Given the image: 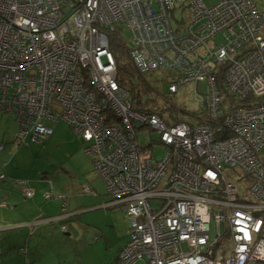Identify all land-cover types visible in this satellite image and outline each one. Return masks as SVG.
<instances>
[{
	"label": "built area",
	"instance_id": "obj_1",
	"mask_svg": "<svg viewBox=\"0 0 264 264\" xmlns=\"http://www.w3.org/2000/svg\"><path fill=\"white\" fill-rule=\"evenodd\" d=\"M112 2L0 0V108L15 115L22 138H44L52 133L44 122L63 119L94 140L84 150L132 221L117 264L264 262V11L255 0H123L129 9L107 13ZM176 10L185 12L179 25ZM119 30L130 32L136 69L164 71L169 94L193 83L199 101L195 85L205 82L208 111L221 122L168 124L133 110L108 37ZM216 80L247 103L224 113ZM148 128L161 156L139 141ZM232 167L251 176L243 191Z\"/></svg>",
	"mask_w": 264,
	"mask_h": 264
},
{
	"label": "rangeland",
	"instance_id": "obj_2",
	"mask_svg": "<svg viewBox=\"0 0 264 264\" xmlns=\"http://www.w3.org/2000/svg\"><path fill=\"white\" fill-rule=\"evenodd\" d=\"M205 1L207 4H212L217 0ZM255 1L259 10L264 11V0ZM124 36L128 42L130 32L124 31ZM217 39H222V36H219V38L217 36ZM193 88L194 84L191 83L187 87L180 89L176 94L171 95L172 100L176 101L177 104L185 105L190 110L205 109V101L201 100L202 102H197L194 99ZM198 88L200 92L209 93L205 82L200 83ZM47 104L56 108V101H50ZM54 112L55 109H53ZM48 121L54 132L48 141H43L42 143H31V141H28V145H20L19 149L11 153L8 152V149L11 151L12 147L15 148L14 135L17 133L18 126L15 115L10 111L0 108V143L5 141L4 138L9 139V148L2 152L0 159L7 154L8 161L9 159H12V162L21 161L27 168L21 173V180H25L26 178L30 184L34 182L33 180L39 179L40 176L47 177V185L43 186L46 190L43 193L51 190L50 193L52 194V198L48 199L49 201L43 199L39 201L40 195L36 194L38 189H35L33 191L34 194L28 198L31 199L34 196L32 200H22L21 205L26 207L29 206V203L38 200L39 204H44V209L53 207L51 213L59 212L62 215V212L66 209L65 205L68 197L67 208L69 211H73L72 217H69L71 215L68 214V252L60 253L61 257H53L54 261L60 264H117L122 252L121 250L123 249L120 250V248L127 239V232L128 234L132 232V221L131 219L128 220L125 208L117 205L119 201L118 197H114L113 200L106 204L103 203L105 197H108L105 188L107 191H113V188L111 189V185L107 181L104 184L101 179L102 174H99L100 177L95 174L90 154L85 153L83 143L76 135L78 134L76 129L74 130L72 125L63 119L57 122L52 121V119ZM23 134L25 133L23 132ZM139 136L142 143H148L151 141L150 139L157 140V134L150 131V129L141 131ZM151 144L153 145L152 150L155 157L161 156L160 153L163 151V146L157 144L155 141H151ZM90 149H94V147ZM95 150L101 151L103 149L98 146ZM0 170H3L2 167ZM14 183H8V181L3 183L0 181V202L5 192H7L4 190L6 187L12 193L17 190L18 185ZM22 193L23 190L20 192L21 198L28 197H23ZM179 208L181 207L179 206ZM30 212H21L19 214L21 218L18 217L19 215L5 218L1 212L0 223L15 221L18 218L26 219L31 216ZM206 215H209L208 212H206L205 217ZM153 220L157 221L158 219L154 217ZM11 225L13 224L5 223L1 227L4 228ZM7 231L13 232L10 229L4 232L7 233ZM147 233L149 232L147 231ZM141 235L144 237V232ZM59 236L60 239L63 238L62 235ZM60 241L50 239L49 248L53 249L52 246H59ZM44 245H48V243L45 242ZM254 264H264V262L260 261Z\"/></svg>",
	"mask_w": 264,
	"mask_h": 264
},
{
	"label": "trees",
	"instance_id": "obj_3",
	"mask_svg": "<svg viewBox=\"0 0 264 264\" xmlns=\"http://www.w3.org/2000/svg\"><path fill=\"white\" fill-rule=\"evenodd\" d=\"M208 5H211V4H208ZM184 13H185L184 11L176 10L170 16V18L173 20V24L179 25V24H181L182 21H185L184 20ZM219 36H221V35H219ZM219 36H218V38H219ZM108 37H109L110 47L113 50V53H114V56L116 59L117 79L120 82V84L122 85V87L125 90L129 91L130 98H131V106H132L133 110L158 114L168 124L183 121V122H188L191 125H194L195 122L196 123H200V122L204 123L205 122V123L211 124L213 126V125L217 124L218 122L219 123L221 122V118H222L221 115H218L214 118L212 116L211 112L208 111V104H207V101L205 100L207 93L200 92L199 88H198L199 84L202 82H198V84L195 85V89H196L197 94L200 95V99L202 98V101H205V105H206L205 109H203V110H190L188 107H186L183 104H177L176 101L172 100V97H171L172 93L169 94L167 91L168 85L166 82H167L168 76L166 75V73H164V71L161 70L160 71L161 73H160L159 71L152 70V71H149L146 73H140L136 69L135 65L133 64V62L129 56V51H128V48H127V45L125 42L124 33H122V31L121 32H119V31L109 32ZM216 82H217V85H218L217 87H218L219 91L224 95V99H225L224 102H226L225 104L227 105V107L229 106V109L227 107H226V109H224V113L230 114V112H229L230 110L235 111L236 107H240V106L245 105L247 103L246 100L238 99L237 96L235 94H233L224 84L219 85L218 80H216ZM174 94H176V93H174ZM203 97H205V98H203ZM202 101L199 100L197 102H202ZM225 111H227V112H225ZM150 131H152V130H150ZM219 131H220V129H219ZM52 132H53V129H52ZM155 133L157 134L156 138L158 139L159 134L157 132H155ZM51 134L44 137V138H40L37 141L32 140L30 134H27L24 138H21V139H23L22 142H24L25 145L29 144L28 141H31V143L32 142L42 143L43 141H48L49 140L48 138H49V136H51ZM76 135L82 141L84 149H85V147L87 146V143L85 142V140L83 139V137L81 135H78V134H76ZM217 136L223 137L224 135L220 134ZM150 140L156 141L155 139H150ZM139 141H140V139H139ZM151 141L148 143H143V144H149L150 145ZM0 150H2V149H0ZM89 156L91 157L92 162H94V157L91 155H89ZM10 168L12 169V171L14 170V172L12 174L17 175V177H20L21 173L25 169H27L26 166H24V164L21 161L20 162H11ZM229 169L230 170L236 169V167H232ZM6 176L7 175L5 174V172L0 171V181L4 180L6 178ZM229 178H231L234 181L239 179V181L241 183L243 182V186L240 189V191H243L244 188H246L248 186V184L251 180V176H249L246 173H242V172L240 173L237 171V169H236V176L230 175ZM14 179H16V178H14ZM17 179H20V178H17ZM43 179H45L44 181L46 183L47 177H44ZM24 181H27V179H25ZM103 182L105 184L104 180H103ZM34 190H35V188L28 190L31 192L30 195H27L26 194L27 191H26L25 195L23 194V197H27V196L28 197L27 198H21L18 202H16L15 205L16 206L21 205L22 200L23 201L32 200V198L34 196L31 199H28V198H30L29 196L34 194V192H33ZM105 191H106V194L108 195V197H105V201L103 202L104 204H106L112 200V197H111L110 193L106 190V188H105ZM219 195L220 194H217V196H219ZM60 197H61V195H60ZM42 198H43V200L47 199V201H49L48 199L52 198V194L50 193L49 197L47 196L45 198L44 194L42 192ZM0 203H2V205L4 207L9 206L8 201L6 199L1 200ZM39 205H41V204H39ZM108 207H112V206H108ZM63 208H64V206H63ZM0 213H1V211H0ZM68 214L71 215L73 213L68 210ZM2 215L4 216V214H2ZM11 217H13V215H10L8 218H11ZM14 217H16V216L14 215ZM69 217H72V215ZM31 218L32 217H29L27 220H28V222L32 223V222H35V220H37V219L41 220V219H46V218H51V217L41 216L40 218H34V219L33 218L31 219ZM18 220H19V218L16 221H18ZM68 221H69V218H68ZM52 222H54V220H52ZM20 223H23V222H20ZM0 224H5V223H0ZM12 224H14V222H12ZM60 227L62 230L67 229L66 224H61ZM18 229L21 230L23 234H25V236H26L25 241L28 240L29 238H34L33 236H35V233L32 234V232L30 231L31 228L29 226H25V227L18 228ZM13 232H15V230H13ZM4 233L5 234L8 233L7 235L10 234V232H8V231H7V233L6 232H4ZM9 236H11V234ZM129 238H130L129 234L127 232V239H126L124 245L122 246V248H124V246L127 244V242L129 241ZM15 239H17V238L16 237L12 238V240H15ZM50 239H52V238H50ZM17 241L18 240L14 241V243H16ZM42 242H48V245H44L45 247L42 246L40 248V251L33 252V251L29 250V253H28V250H27L28 247L25 246L26 242L24 244V247L21 246L20 248L17 249L18 253L25 256V264H30L29 258L30 257L32 258L33 256H34L33 257L34 259L32 261H34V262H32V263H34V264H60V263H56L54 261V258L61 257L60 252L56 250L55 254L52 253L53 249L49 248L50 247L49 241L44 240ZM46 249H48V250H46Z\"/></svg>",
	"mask_w": 264,
	"mask_h": 264
},
{
	"label": "crops",
	"instance_id": "obj_4",
	"mask_svg": "<svg viewBox=\"0 0 264 264\" xmlns=\"http://www.w3.org/2000/svg\"><path fill=\"white\" fill-rule=\"evenodd\" d=\"M57 121H59V120H56L54 122H57ZM48 122L49 121H45L44 124L49 126V127H51L48 124ZM16 124L18 126V129H17V133L14 135L15 136L14 137V139H15L14 147L15 148L12 147V150L10 151L8 149L9 148L8 147V140L9 139L4 138L5 141L0 143V146H2V148H1L2 150H0V156H1L2 152L5 151L6 149H8V152L12 153L13 151H16L17 149H19L20 145H24V142H22L23 139H21L22 136L20 135V124L17 122V120H16ZM53 133L54 132H52L51 136L53 135ZM51 136H49V138ZM7 158H8V155L6 154L4 157H2L0 159V169H1V167H2V169H4V170H0V171L1 172H5V174L7 175L6 178L4 180H2V182L4 183V182L8 181V183H12V184L15 182L16 185H18V187H17V190L15 192H13V193L8 191L7 187L4 189L7 192H5L3 199L4 200L6 199L10 205L8 207H4L2 205V203H0V208H1L0 211L2 212V214H4L5 218H8L10 215H13V216L14 215H19L23 211L24 212H27V211L30 212L31 211L30 212V215H31L30 217H32L33 219L34 218H40L41 216H46V217H51V218H46V219H41V220L37 219V220H35V223L28 222L27 219L29 217L26 218V219H19L18 221L15 220V221H4V222H1V223H9V224L14 222V225L15 224L16 225L25 224V225H27V226H29L31 228L30 231L32 232V234L35 233V236H33L34 238H29L28 240L25 241V237L26 236L19 229L18 230L17 229H10V230H15V232L10 233L11 236L7 235L8 233L7 234L4 233V231H6L8 229L0 231V264H25V256L20 254V253H18V250H17L21 246L24 247L25 242H26L25 246L28 247L27 250H28V253H29V250L33 251V252L40 251V248L42 246H44L43 243H45V242H42L44 240H48L49 244L51 243L50 242V238H52L54 241L55 240H58V241L61 240L59 246H52L53 247L52 253L55 254L56 250L59 251L60 253L68 252V208H67V206H68L67 205L68 197L66 199V205H65L66 209L62 212L63 213L62 215H60V213H57V212L56 213H51V210H53V207L52 208L49 207L47 209H44V204L43 205H39V201L43 199L42 198V192L44 190H46V189H44L45 187H43V186L47 185L45 183V181H44L45 179H43L44 177L40 176V178L37 179L36 181L33 180L34 182L31 183V184L29 182H27V181L21 180L22 177H17V175H13L12 174L14 172V170L12 171V169H11L12 167L10 168V164H11L12 160L8 161ZM14 178H16V179H14ZM17 178H20V179H17ZM34 188L38 189V192H36V194L40 195L39 198H38L39 201L37 200L36 202L33 201L32 203H29L28 207L27 206L26 207L25 206H21V205H19V206L15 205L16 202H18L21 199L20 192L22 190H23L22 194L25 195L26 191L34 189ZM50 191L51 190H48L45 193H43L45 198L47 196L49 197ZM62 200H64V199H62ZM45 201H47V199H45ZM48 204H49V202H48ZM71 212H73V211L71 210ZM18 217L21 218L20 215ZM52 220H54V222H52ZM20 222H23V223H20ZM61 224H66L67 225V229L66 230H62L61 227H60ZM1 225L2 224H0V227H1ZM59 235H62L63 238L60 239ZM13 237H16L17 239L12 240ZM16 240H18V241L16 243H14V241H16ZM46 243H48V242H46ZM33 257L29 258L30 264H34V263H32V262H34V261H32L34 259Z\"/></svg>",
	"mask_w": 264,
	"mask_h": 264
},
{
	"label": "bare ground",
	"instance_id": "obj_5",
	"mask_svg": "<svg viewBox=\"0 0 264 264\" xmlns=\"http://www.w3.org/2000/svg\"><path fill=\"white\" fill-rule=\"evenodd\" d=\"M126 2H127V1H126ZM126 2H123V0H113V2H112V4H111V6H110V8H109V10H108L107 13H111V12H112L117 6H119L120 9H123V8H126V7L129 9V4H127ZM113 12H114V11H113ZM107 13H106V12H102V13L100 14V16H101V17H104V18L106 19V21H108V22H113L114 20H112V19L110 18V16H109ZM131 16H132V17H135L133 13H132ZM121 31H122V30H119V32H121ZM122 33H124V31H122ZM125 42H126V40H125ZM65 103H66V102H65ZM201 141L204 142L203 139H201ZM85 142L87 143V145H92V144L95 143L94 140H93L92 138H89L88 141L85 140ZM120 143H121L122 145L128 147L126 144H124V142L121 141ZM85 153L88 154V152H86V151H85ZM88 155H89V154H88ZM136 161H137L138 165H140V166H142L143 164H146V161H147V154H141V155H138ZM93 167H94L95 174H96L97 176L100 177L99 172H98L99 167L96 166V164H94V162H93ZM107 168H108V164H107V162H106V163H103V165H102V167H101V170H105V169H107ZM101 179H102V178H101ZM102 180H103V179H102ZM86 190H88V189H86ZM138 193H141V191L139 190ZM147 209H148V208H147ZM148 210L151 211V209H148Z\"/></svg>",
	"mask_w": 264,
	"mask_h": 264
},
{
	"label": "water",
	"instance_id": "obj_6",
	"mask_svg": "<svg viewBox=\"0 0 264 264\" xmlns=\"http://www.w3.org/2000/svg\"><path fill=\"white\" fill-rule=\"evenodd\" d=\"M38 222V221H37ZM32 223H35V222H32ZM25 226H27V225H25V224H20V225H11V226H8V227H4V228H2V227H0V231H2V230H6V229H18V228H22V227H25Z\"/></svg>",
	"mask_w": 264,
	"mask_h": 264
},
{
	"label": "flooded vegetation",
	"instance_id": "obj_7",
	"mask_svg": "<svg viewBox=\"0 0 264 264\" xmlns=\"http://www.w3.org/2000/svg\"><path fill=\"white\" fill-rule=\"evenodd\" d=\"M64 228V227H63Z\"/></svg>",
	"mask_w": 264,
	"mask_h": 264
}]
</instances>
